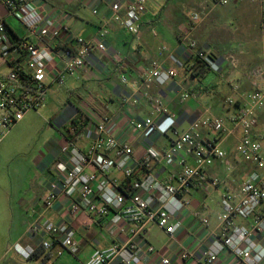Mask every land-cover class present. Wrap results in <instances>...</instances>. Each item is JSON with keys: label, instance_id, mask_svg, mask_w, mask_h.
I'll use <instances>...</instances> for the list:
<instances>
[{"label": "built area", "instance_id": "built-area-1", "mask_svg": "<svg viewBox=\"0 0 264 264\" xmlns=\"http://www.w3.org/2000/svg\"><path fill=\"white\" fill-rule=\"evenodd\" d=\"M9 16L15 18L26 29L33 41L24 40L18 49L6 39V23L0 16V57L12 64L11 71L0 79V142L4 136L30 112H39L47 104L53 84H64V75L75 76L86 67L94 51L107 52L108 30L101 29L98 38L88 41L74 37L75 48L59 47L58 39L62 26L45 18L34 0H0ZM216 5L226 7L249 1L257 3L261 9L260 29L264 32V0H214ZM124 9L125 14L121 15ZM113 20L136 36L142 27V15L146 12L145 0H131L126 6L113 4ZM97 14V11H94ZM203 20L200 12H192L187 20L183 48L203 63V70L220 68L219 59L210 48L200 47L192 37V30ZM167 53L162 47L160 54ZM59 58L64 64V74L49 80L48 68ZM232 67L237 61L226 58ZM65 75V76H66ZM179 76L177 67L166 66L153 60L132 85L134 93L150 103L149 115L127 116L123 109L136 105L141 99L136 94L122 96V110L119 116H96L84 105L74 106V116L79 113L94 126V137L86 148L79 147L73 140L65 138L61 147V158L56 164L57 176L49 184L43 204L51 210L56 203L66 198L70 200L67 214L78 216L89 214L103 218L112 214L111 224L118 226L125 222L133 225L131 238L120 245L113 243L104 249H95L87 264H111L120 260L122 264H141L143 257L135 237L151 226H157L170 238H174L184 222V212L192 207L189 192L197 181L206 195L218 194L220 211L217 215L219 231L215 240L200 256L201 264H215L221 255L231 253L241 264H261L264 261V138H258L255 130L258 115L264 111V64L253 67L249 72L252 88L243 90L240 83L231 78L230 87L235 95L226 103L234 108L228 117L206 112L193 120L186 131L176 129V116L159 99H153L150 88L153 84L166 85ZM128 83L126 77L121 78ZM186 94L184 98H188ZM71 120V122H72ZM115 128V132L112 130ZM211 131L214 137L204 135ZM174 135L165 149L151 143L155 135ZM84 134V133H83ZM236 137L234 160L249 167L242 179L227 183L216 175L207 174V169L221 162L228 173L234 165L228 157L222 142ZM136 143L141 149L139 158L135 155ZM192 160L194 164H189ZM153 164L176 166L178 171L164 181L150 172ZM141 172L143 175H138ZM116 173L123 176L120 179ZM194 218L202 227L209 225L208 217L196 211ZM33 230H42L51 240H43L40 247L44 251L54 250L57 256L65 252L77 254L79 243L76 231L67 219L60 222L35 224ZM15 251L25 260L36 253L31 245H15ZM151 264H174L171 257L149 246ZM180 261L194 260L195 253L181 250Z\"/></svg>", "mask_w": 264, "mask_h": 264}, {"label": "crops", "instance_id": "crops-1", "mask_svg": "<svg viewBox=\"0 0 264 264\" xmlns=\"http://www.w3.org/2000/svg\"><path fill=\"white\" fill-rule=\"evenodd\" d=\"M131 0H34L35 5L45 18L52 19L62 26L58 43L61 48H75L72 39L83 37L88 41L98 38L101 29L106 28L108 35L106 44L108 51H94L90 63L80 69L74 77L78 82L75 91L70 93L68 102L73 110L74 106L84 105L93 110L96 116H119L122 110V96L134 95L133 83L139 75L148 69L153 60H159L166 66L177 67L179 76L166 85L153 84L150 88L153 99L159 98L164 106L176 116V129L186 131L190 123L206 112L213 115L228 117L234 108L226 103L228 97L235 95L230 87L229 80L236 79L243 90L252 88L248 72L256 66L258 53L254 50V39L248 30H245L243 20L255 10L258 21H261V9L257 3L244 1L235 3V11L239 12L237 27L228 28L221 25H210L205 28L206 22H218L219 17L214 16L216 4L214 0H145L146 12L142 15V27L136 36L126 31L121 24L114 22L112 6L118 3L126 6ZM211 4V5H210ZM170 10V11H169ZM97 11V14L94 13ZM200 12L203 20L192 30V37L200 47L210 48L219 59L220 68L204 72L200 61L185 51L183 46L184 35L189 15ZM124 9L121 15H124ZM0 16L6 23V39L18 49V44L24 40L33 41L26 29L18 20L9 16L6 7L0 1ZM258 23V24H259ZM222 34L215 37L216 30ZM165 47L167 53L160 54V49ZM237 56V57H235ZM242 56V59L239 57ZM233 58L238 63L234 68L226 61ZM199 61V62H198ZM251 66L249 68L246 67ZM203 65V63H201ZM12 64L0 57V79L4 78L12 69ZM49 80L59 74H64V64L56 58L49 66ZM66 75V74H65ZM64 75V76H65ZM128 79L127 84L121 78ZM54 86V84L52 85ZM188 94V98L184 96ZM140 102L129 105L123 109L127 116L143 117L151 111L150 103L142 99L140 93L136 94ZM70 108V109H69ZM66 110V111H67ZM65 109L56 114L52 123L59 126L70 127L73 116H65ZM88 122L87 130L75 143L86 148L94 137V126ZM68 127V128H69ZM67 128V130H68ZM113 131L115 128L112 129ZM116 131V130H115ZM114 131V132H115ZM258 138H264V111L258 115V126L255 130ZM204 135L214 137L211 131H204ZM62 136V138L60 137ZM61 147L65 144L64 134ZM174 135H155L151 139L159 149H165ZM236 137H230L222 142V147L227 151L232 160L234 170L228 173L221 162L207 169V174L216 175L227 183H236L248 172V165L234 160ZM135 155L140 157L141 149L136 143ZM233 145V149H231ZM61 147L54 152L46 153L27 168L20 169L25 178H14L0 183V264H87L95 249L110 247L113 243L126 244L131 238L132 231L136 228L128 223L118 226L111 224L112 214L103 218H96L89 214L72 216L67 214L69 199H62L51 210H45L44 198L49 191L50 182L56 178V164L61 158ZM45 156L48 163L45 164ZM50 157V158H49ZM189 164H194L188 160ZM178 171L176 166L153 164L150 172L161 180L167 181L171 174ZM116 175L123 179L119 173ZM138 175H143L139 172ZM192 207L181 216L184 225L170 238L157 226H151L146 231H141L135 237V242L143 257L141 264H151V255L147 254L149 246L161 251L164 256L171 257L174 264H201L203 260L200 253L216 239L219 231L217 220L220 211V198L218 194L206 195L200 187L194 186L189 192ZM212 206V207H211ZM196 211L208 217L209 225L202 227L194 218ZM67 219L70 226L76 231L79 243L77 254L69 252L57 256L55 251H44L40 245L43 240L52 237L42 230H33L35 224L43 226L46 222H60ZM31 245L39 251V256L25 260L15 251V245ZM190 250L195 253L194 260L185 262L178 259L181 250ZM111 264H122L115 260ZM215 264H241L231 254L221 255ZM264 264V261L261 263Z\"/></svg>", "mask_w": 264, "mask_h": 264}, {"label": "rangeland", "instance_id": "rangeland-1", "mask_svg": "<svg viewBox=\"0 0 264 264\" xmlns=\"http://www.w3.org/2000/svg\"><path fill=\"white\" fill-rule=\"evenodd\" d=\"M215 6L214 16L219 17V20L218 22H206L205 28H209L210 25L237 27L239 12L235 11L233 4L226 7ZM250 12L243 22H245V30H248L253 36L254 50L260 58L253 64L256 66L264 62V32L260 29L256 11L253 9ZM221 34L222 32L217 29L215 37L219 38ZM239 58L242 59V56ZM244 63L247 68L253 66H247L248 63L245 61ZM77 83L74 77L64 76V84H54L51 87L46 106L39 112L28 113L20 123L4 136L0 142V183L6 180L10 181L12 177L25 178L26 175L22 171L19 172L20 169L27 168L34 163V160L40 161V157L44 154L60 149L62 145V136L60 135L63 133L64 138H67L69 126L65 128L51 121H54L56 114L59 115L64 109L66 111L70 107L68 98L70 93L75 91L78 86ZM66 115L72 117L74 115L73 110H67ZM230 148L233 149V145ZM48 160L45 156V164L48 163Z\"/></svg>", "mask_w": 264, "mask_h": 264}, {"label": "trees", "instance_id": "trees-1", "mask_svg": "<svg viewBox=\"0 0 264 264\" xmlns=\"http://www.w3.org/2000/svg\"><path fill=\"white\" fill-rule=\"evenodd\" d=\"M61 47V46H59ZM65 46H63L62 48H64ZM199 62V61H198ZM201 69L202 67H204V65H202L200 63ZM204 72L202 74L205 73ZM87 125V119L84 117L83 114L79 113L75 116V118L72 120L71 122V126L68 128V133H67V138L73 140L74 142L78 141L79 138L82 136V134L84 133L83 130L85 128V126ZM200 183L201 181H197V183L195 184V186L200 187ZM39 251L36 250V253L34 254V256L32 258L38 257Z\"/></svg>", "mask_w": 264, "mask_h": 264}]
</instances>
